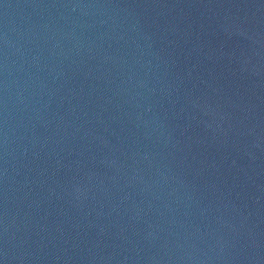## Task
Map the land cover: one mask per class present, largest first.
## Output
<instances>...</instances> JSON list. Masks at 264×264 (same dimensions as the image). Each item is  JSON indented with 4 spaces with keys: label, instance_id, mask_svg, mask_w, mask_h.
I'll list each match as a JSON object with an SVG mask.
<instances>
[{
    "label": "water",
    "instance_id": "obj_1",
    "mask_svg": "<svg viewBox=\"0 0 264 264\" xmlns=\"http://www.w3.org/2000/svg\"><path fill=\"white\" fill-rule=\"evenodd\" d=\"M0 264H264V0H0Z\"/></svg>",
    "mask_w": 264,
    "mask_h": 264
}]
</instances>
